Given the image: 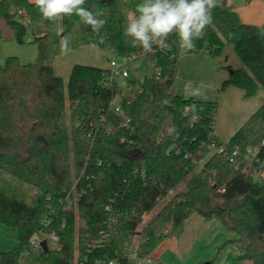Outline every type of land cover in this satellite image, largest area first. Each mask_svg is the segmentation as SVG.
<instances>
[{"label": "trees", "instance_id": "1", "mask_svg": "<svg viewBox=\"0 0 264 264\" xmlns=\"http://www.w3.org/2000/svg\"><path fill=\"white\" fill-rule=\"evenodd\" d=\"M229 1L213 9L194 49L170 36L169 51L152 52L156 72L126 88L109 84V68L91 64H74L66 82L55 59L64 36L70 50L144 56L124 35L141 0H86L84 7L103 13L99 34L76 15L49 22L32 0L0 1L16 41L31 37L38 47L37 62L10 56L0 66V226L18 229L17 246L0 248V264H151L152 252L179 237L193 213L219 218L236 235L220 250L238 242L239 260L264 264V181L245 171L250 149L264 160V102L225 142L215 133L217 100L173 91L181 56L218 57L228 44L244 66L227 65L220 90L234 86L251 97L264 89V32L242 22ZM116 96L123 115L111 107ZM210 143L224 151L209 153ZM39 230L56 232L60 247L31 244Z\"/></svg>", "mask_w": 264, "mask_h": 264}, {"label": "crops", "instance_id": "2", "mask_svg": "<svg viewBox=\"0 0 264 264\" xmlns=\"http://www.w3.org/2000/svg\"><path fill=\"white\" fill-rule=\"evenodd\" d=\"M247 4V0H230L228 8L234 11L242 22L246 23L247 13L244 7ZM246 24L254 25L260 29L257 25L260 23ZM87 47L96 48L97 46ZM100 49L101 54H103L102 51L104 50ZM93 51L98 55L99 50L94 49ZM234 53V47L228 44L222 55L218 57H212L208 53L183 55L178 59V75L175 80V83L180 81L181 84L185 85V92L190 97L199 100H217L219 102L215 133L225 142L230 140L234 133L264 102V89H260L251 97H246L242 89L234 86L227 88L225 91L220 90L223 81L229 75L226 66L229 64L236 68L244 66L240 57L235 56L236 53ZM86 63L108 68L107 65L95 61ZM73 66L67 61H56L55 72L66 81ZM235 237L236 235L231 234L219 218L205 219L202 215L193 213L186 220L182 234L179 237L172 236L166 239L152 252L150 257L160 264H172L176 257L182 261L213 264L212 262L209 263L211 260L207 257L209 252L222 246L228 239ZM238 245L239 248L228 250L229 252L224 255L221 264H252L248 260L238 259V255L242 253L241 244L238 243Z\"/></svg>", "mask_w": 264, "mask_h": 264}, {"label": "clouds", "instance_id": "3", "mask_svg": "<svg viewBox=\"0 0 264 264\" xmlns=\"http://www.w3.org/2000/svg\"><path fill=\"white\" fill-rule=\"evenodd\" d=\"M42 17L56 24L64 17L76 15L81 22L90 26L99 34L106 24L101 11H92L84 7L86 0H32ZM221 0H141L134 12L127 15L124 35L130 38L133 47L141 49L142 54L154 50L169 51V37H178L179 48L192 50L195 42L203 39L207 26L212 22L213 9ZM61 51L70 50V40L62 37ZM174 131V129H169Z\"/></svg>", "mask_w": 264, "mask_h": 264}, {"label": "rangeland", "instance_id": "4", "mask_svg": "<svg viewBox=\"0 0 264 264\" xmlns=\"http://www.w3.org/2000/svg\"><path fill=\"white\" fill-rule=\"evenodd\" d=\"M247 6L244 10L247 13L246 23H260L258 27L264 32V0H247ZM31 37L25 43H18L13 36L10 27L6 24L3 19H0V66L4 65L6 59L10 56H17L22 63H35L38 60V47L37 43L31 41ZM101 47H81L79 49L69 50L66 54L61 52L59 56L56 57L55 62L67 61L68 63L74 65L77 63L87 64L88 61H95L96 63L107 65L110 67L111 52L105 50L101 54ZM99 50L98 55L94 53L93 50ZM236 53V52H235ZM234 53V54H235ZM95 55V56H93ZM235 56H238L237 53ZM239 57V56H238ZM126 68L129 72V77L126 79L117 77V82L119 85L123 81L135 80L137 82L142 81L146 76H152L156 72L155 67V53H150L144 55L140 58L133 59L127 62ZM67 81V79H66ZM173 91L175 93H186L185 85L181 84L180 81H176ZM209 156V155H208ZM208 156L205 157L208 158ZM264 175V171H263ZM184 185L179 187L177 190L183 189ZM176 190V191H177ZM175 192V191H174ZM151 215L145 217L147 221ZM231 234H234L229 230ZM18 244V229L15 227H10L7 225L0 226V248L3 251H9L13 249ZM135 248V247H134ZM235 250L239 248L237 242H232L220 250V247L215 248L213 251L209 252V259L212 260L213 264H221V260L225 254H228L229 249ZM135 249H132L134 252ZM172 264H199L196 262L182 261L176 257Z\"/></svg>", "mask_w": 264, "mask_h": 264}, {"label": "built area", "instance_id": "5", "mask_svg": "<svg viewBox=\"0 0 264 264\" xmlns=\"http://www.w3.org/2000/svg\"><path fill=\"white\" fill-rule=\"evenodd\" d=\"M1 1V0H0ZM263 1V0H262ZM19 14H21V11L19 12ZM25 14V13H24ZM22 21L27 24L28 22V17L25 14L24 18L22 19ZM129 61L128 58L126 57H122V58H111L110 59V73H111V80L109 81V84H113V81L117 79V77L126 79L127 77H129V72L126 68V64ZM122 87H127L128 83L127 80L123 81L121 84ZM111 107L112 109L120 115H123V108L121 105V101L120 99L116 96L112 101H111ZM207 149L209 151V153L211 152H223L224 151V147L218 146L215 143H210L207 145ZM257 149L253 150L250 149L248 151V165L245 168V171L249 172L251 174V176L259 181H264V175H263V171H264V160H261L257 157ZM238 152V150H236L234 152V155H236ZM254 162L257 163V165H254ZM43 240L47 241V245L49 249H55V248H59L61 245L60 242V236L56 233V232H46L44 230H39L37 231L30 239V243L33 244L34 246L40 247V244ZM131 257L134 259L136 258V249L134 250V252H132ZM148 263L151 264H160L158 262H155L154 260H152L151 257H149L147 259ZM140 263V262H138ZM108 264H118V259H111L109 260Z\"/></svg>", "mask_w": 264, "mask_h": 264}, {"label": "water", "instance_id": "6", "mask_svg": "<svg viewBox=\"0 0 264 264\" xmlns=\"http://www.w3.org/2000/svg\"><path fill=\"white\" fill-rule=\"evenodd\" d=\"M136 153H139V151L137 150ZM143 156V155H142ZM144 157V156H143ZM40 246L43 248V250L45 251H48L49 248H48V245H47V241L46 240H43L40 244Z\"/></svg>", "mask_w": 264, "mask_h": 264}]
</instances>
